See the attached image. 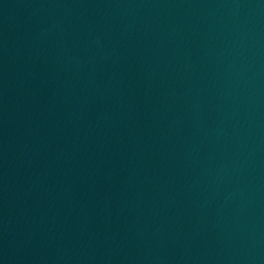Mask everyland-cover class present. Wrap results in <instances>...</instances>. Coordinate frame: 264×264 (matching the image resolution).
<instances>
[{
	"label": "water",
	"instance_id": "1",
	"mask_svg": "<svg viewBox=\"0 0 264 264\" xmlns=\"http://www.w3.org/2000/svg\"><path fill=\"white\" fill-rule=\"evenodd\" d=\"M208 155L217 264H264V0H212Z\"/></svg>",
	"mask_w": 264,
	"mask_h": 264
}]
</instances>
